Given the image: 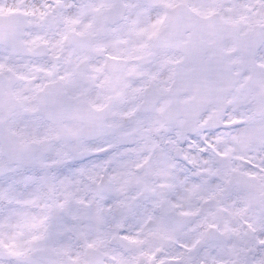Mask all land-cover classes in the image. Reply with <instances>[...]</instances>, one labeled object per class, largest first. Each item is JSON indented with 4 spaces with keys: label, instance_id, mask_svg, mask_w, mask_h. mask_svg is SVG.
<instances>
[{
    "label": "snow or ice",
    "instance_id": "6c2138e0",
    "mask_svg": "<svg viewBox=\"0 0 264 264\" xmlns=\"http://www.w3.org/2000/svg\"><path fill=\"white\" fill-rule=\"evenodd\" d=\"M0 264H264V0H0Z\"/></svg>",
    "mask_w": 264,
    "mask_h": 264
}]
</instances>
